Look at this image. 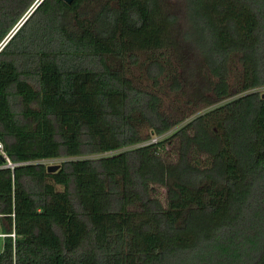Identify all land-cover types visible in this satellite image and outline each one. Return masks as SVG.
Segmentation results:
<instances>
[{"label": "trees", "instance_id": "16d2710c", "mask_svg": "<svg viewBox=\"0 0 264 264\" xmlns=\"http://www.w3.org/2000/svg\"><path fill=\"white\" fill-rule=\"evenodd\" d=\"M38 1L0 0V264H264V0Z\"/></svg>", "mask_w": 264, "mask_h": 264}, {"label": "rangeland", "instance_id": "374dc122", "mask_svg": "<svg viewBox=\"0 0 264 264\" xmlns=\"http://www.w3.org/2000/svg\"><path fill=\"white\" fill-rule=\"evenodd\" d=\"M182 1V0H181ZM164 5L166 8H169L170 11L176 13L178 16H179V19L181 18V16L179 14H181L182 12V8H181V4H180V0H164ZM181 20V19H180ZM180 23V21H179ZM186 57H187V54L186 53H183ZM182 53L180 52V60L183 59L182 58ZM177 58H178V55H176V57L172 58V63L177 64ZM195 60H198V59H195ZM134 74L135 75H139L140 78L144 81V76H143V73L140 71V69H136L134 70ZM178 71H180V69L178 68ZM189 91H191V87L190 85L189 86H186L184 88V91H182L183 93L181 95H179V98L181 101H184L185 100V97H189V95L187 94ZM259 91L264 93V87H261L259 88ZM178 98L176 95H168L167 97H164L163 99V102H164V109L168 112H172V113H177L176 111L180 112V111H187V108L184 107V106H181L178 104L177 101H179ZM217 104V103H216ZM214 104H212L213 106ZM180 106V107H179ZM210 107V105H206V104H203L200 105V104H196L195 106H193L190 110L193 111V114H191L188 118L192 117L193 115L197 114V113H200L201 111H203L204 109ZM143 131H146V130H143ZM166 149H168V152H169V157L171 159H174L176 157V143L173 142L171 143L170 145H167ZM62 159H54V160H47L45 161V164H60V161ZM158 192H159V195L161 196L162 200L164 201V198H165V188L161 187V186H158Z\"/></svg>", "mask_w": 264, "mask_h": 264}, {"label": "built area", "instance_id": "2783aa9c", "mask_svg": "<svg viewBox=\"0 0 264 264\" xmlns=\"http://www.w3.org/2000/svg\"><path fill=\"white\" fill-rule=\"evenodd\" d=\"M151 142L155 141V138H152L150 140ZM0 157L2 158V164H0V167L8 168L11 171L14 169L15 166L25 164L26 162H13L9 159L8 155L6 154V151L4 149L3 142L0 139ZM13 216V214H11ZM15 231H14V223L12 222V229L10 232H4L1 230V221H0V253L3 250L4 241L6 238H10L13 246L15 241Z\"/></svg>", "mask_w": 264, "mask_h": 264}, {"label": "water", "instance_id": "95a60500", "mask_svg": "<svg viewBox=\"0 0 264 264\" xmlns=\"http://www.w3.org/2000/svg\"><path fill=\"white\" fill-rule=\"evenodd\" d=\"M40 1V0H39ZM39 1L36 3V5L39 3ZM65 2H67V3H70L72 0H64ZM35 5V6H36ZM34 6V7H35ZM33 7V8H34ZM33 8L31 9V11L33 10ZM30 11V12H31ZM30 12L26 15V16H28L29 14H30ZM25 19V18H24ZM23 21V20H22ZM15 30V29H14ZM12 33H14V31H12L11 32V34L5 39V41L0 45V48L4 45V43L7 41V39H9L10 38V36L12 35ZM262 97H264V93L262 94ZM1 158V157H0ZM1 160H2V158H1ZM58 167H59V164H48L47 165V171L48 172H53V171H56V169H58Z\"/></svg>", "mask_w": 264, "mask_h": 264}]
</instances>
